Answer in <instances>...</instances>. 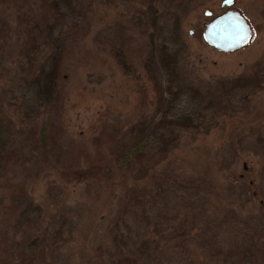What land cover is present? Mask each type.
Masks as SVG:
<instances>
[{
  "label": "rangeland",
  "instance_id": "1",
  "mask_svg": "<svg viewBox=\"0 0 264 264\" xmlns=\"http://www.w3.org/2000/svg\"><path fill=\"white\" fill-rule=\"evenodd\" d=\"M117 1L116 6L112 0L107 2L93 19L105 51L95 53L90 46L71 50L68 59L74 67L61 82L64 87L57 100L52 95V59L46 54L53 43L48 35L55 39L61 27L45 33L33 28L28 36L19 37L24 14L20 20L19 14L0 4V62L8 69L0 105L7 107L12 121L19 122L16 131L31 142L18 155L24 167L16 169L30 200L3 232L12 242L18 239L16 243L26 250L50 245L51 257L59 264H92L91 252L102 241L109 240L113 249H119L122 242L116 240L117 235L149 232L156 222L158 227L150 231L174 244L168 229L158 222L157 208L143 212L135 201L125 204L118 189L98 186L106 174L102 170L63 165L56 155L43 151L29 137L38 122L61 138L63 147L77 143L100 153L109 146L119 150L118 162L132 143L152 148L150 155L155 149L175 145L166 160L154 167L160 175L148 182L141 179L138 186L165 195L172 182L163 177L169 174L211 182L214 194L204 204L193 201L202 211L196 210L192 225L207 233L205 224H209L217 236L214 242L220 243L205 251L204 257L203 237L194 239L195 260L250 264L244 245L249 247L264 237V213L258 206L264 197V87L254 91L256 86L249 80L264 84V0H235L232 9L247 21L252 39L230 54L214 51L201 38L204 24L224 11L222 0H193L189 13L177 17L179 39L173 35L176 15L171 9L161 6L157 13L151 11L140 26L144 16L137 15L133 1L143 0ZM60 9L70 17L71 9L63 5ZM205 11L212 17L207 18ZM86 16L79 18L85 28L90 21ZM133 23L137 26L132 29ZM166 47L183 50L179 65L162 60L158 49ZM119 64L125 76L116 69ZM141 161H134L133 171L124 169L131 178ZM238 177L251 180L254 192H242ZM114 218L118 226L110 227ZM167 252L166 264H185L179 248Z\"/></svg>",
  "mask_w": 264,
  "mask_h": 264
},
{
  "label": "trees",
  "instance_id": "2",
  "mask_svg": "<svg viewBox=\"0 0 264 264\" xmlns=\"http://www.w3.org/2000/svg\"><path fill=\"white\" fill-rule=\"evenodd\" d=\"M109 1L110 0H0L2 6L19 14L20 20L22 19L21 14H24L26 19L25 22L22 24L19 21L21 23L20 27H22L18 33L19 37L28 36L33 28H37L40 32L45 33L48 30L51 31V29H55L59 26L61 27L55 39L48 35V39L53 42L46 54V56L49 55L52 59L51 79L53 80V99H58L60 87H64V85H61V82L64 83L63 81L68 79V72L74 67V64L70 62L74 50L82 51L84 48L89 49L88 47L90 46V49L94 50L95 53L102 52L103 50L105 51V49H103L104 42L101 41L99 38L100 36H98V29L93 25V19L97 14L101 15L104 9L103 5ZM112 1L113 6L118 5L117 0ZM133 3L137 7V15H140L139 17L144 16L142 22H139L140 26L141 23L143 24V22H145L147 15H151V11L157 13L161 6H166L167 9H171L176 15L173 35L178 39L182 36L178 28L180 22L177 17L181 18L187 15L189 13L188 8L194 4L193 0H148V2H144L143 0V2L133 1ZM60 4L71 9L69 18H67L68 13L61 11ZM139 9H142V11H139ZM86 14V17H90V21L85 28V26H81L79 18ZM65 19L69 20L66 22ZM139 19L141 20V18ZM55 21H58V23L55 24ZM153 21L156 22V18L153 19ZM134 25L137 26V24H131L132 29L135 28ZM156 30H158V28ZM88 43L89 45H87ZM72 49L74 50L71 52ZM87 52L89 54L92 51L87 50ZM111 52V56H114V50H111ZM158 52L164 62L170 65L172 64L175 67L179 65V59L183 50L176 51L174 47H166L158 49ZM69 55L70 59H68ZM98 59L99 58H96L97 61ZM116 60L119 61V59ZM119 67L120 64L116 69L124 75L122 69ZM6 71H8V69H5V65H3L1 61L0 90L4 87L2 85ZM249 80L256 86L254 91L263 89L264 84L260 83L259 80H255L252 77L249 78ZM10 108L11 106L9 110ZM18 124L19 122L15 123L12 121L11 115L8 114L7 107L4 109L0 105V227L2 229L0 232V264H59L51 257L52 248H50V245L41 247V249L36 248L32 251L26 250V247L16 243L18 239H14L12 242L8 239L7 232H3V230L9 227V225H12L15 220L17 221L26 202L30 200V195L24 184L25 182L18 176L16 169L24 167L18 155L26 150L24 149V144H30L31 142H26L20 135L21 133L16 131L18 129ZM29 137L33 138V141H35L43 151L56 155L63 165L68 166L74 163L90 172L102 170L106 174H104L105 176L102 175L101 179H99L98 186L111 191L118 189V195H122L125 204H127L126 202L135 201L142 207L143 212L157 208L158 222L162 228L168 229L167 235L171 236V240L174 243L169 244L168 240L163 237V234L157 231H150L152 230L151 228L155 226L158 227L156 222L151 226L149 232H137L136 235L133 236L117 235L116 240L122 242L119 249H113L109 240L102 241L99 248L91 252L92 264H166L167 255L165 254H168L167 251L174 247L179 248L184 254L181 262L184 261L185 264H194V262L196 264H206L205 260L202 258L195 260L194 239L200 236L203 237L204 243L200 248L204 249V257L212 250L214 245L215 249L218 247L216 244L220 242H214L217 236L212 226L205 224L206 230H210L205 233L201 226L195 227V225H192L196 210L199 213L202 211L201 205L199 204L197 208L196 205L193 204V201L196 200L204 204L206 198L214 194L215 186L211 182L205 181L204 178L202 179L201 177L188 176L186 178H180L178 175L169 174V176L163 177L167 180L170 179L172 182V186L164 190L165 195L154 194L148 191L146 189L147 187H139L137 184V181L141 179L148 182L152 176L155 177L156 174L160 175V172L155 170L154 167L166 160L168 154L175 149V145L172 147L166 146L164 148H158V150L155 149V154L150 155L152 148L139 146L138 143H132L130 147L127 148V152L129 153L121 162H118L119 150L112 149L108 146L103 152H91L83 145L77 143H73L65 148L62 146L63 140L61 138L48 129V127L38 122H35L32 129L29 130ZM230 148L232 151L236 152V148L232 143ZM140 158L142 159V164L137 168L136 174L133 172L135 178H131L124 169L126 168L127 170L133 171L134 161H140ZM130 179L134 180L135 183H131ZM237 181L241 183V187H239L242 192H254L253 182L248 178L238 177ZM117 192L115 193L117 194ZM194 197L196 199H193ZM110 199L112 200V196ZM258 206L260 211L264 213V197L260 200ZM160 216H163V218H160ZM234 217L236 221L239 218L237 215H234ZM188 220L190 221L186 223ZM200 222L203 223L204 220L201 219ZM110 223V227L112 225L118 226L117 218H114ZM245 231L248 232V229ZM252 237L254 238L255 235H252ZM244 246L248 248L250 253V264H264V237L260 242L251 243L249 247L246 245Z\"/></svg>",
  "mask_w": 264,
  "mask_h": 264
},
{
  "label": "water",
  "instance_id": "3",
  "mask_svg": "<svg viewBox=\"0 0 264 264\" xmlns=\"http://www.w3.org/2000/svg\"><path fill=\"white\" fill-rule=\"evenodd\" d=\"M233 3L234 0H224L222 6L229 9L203 26V42L222 54L237 52L246 47L252 39V31L247 21L239 12L231 9ZM205 16L211 17V12L206 11Z\"/></svg>",
  "mask_w": 264,
  "mask_h": 264
},
{
  "label": "flooded vegetation",
  "instance_id": "4",
  "mask_svg": "<svg viewBox=\"0 0 264 264\" xmlns=\"http://www.w3.org/2000/svg\"><path fill=\"white\" fill-rule=\"evenodd\" d=\"M222 2H223V0L220 2V5H221ZM234 3H235V0H234ZM234 3H233V4H234ZM221 7H222V6H221ZM222 8L224 9L223 12L227 11V9H228V8H226V7H222ZM232 8H233V7H232Z\"/></svg>",
  "mask_w": 264,
  "mask_h": 264
},
{
  "label": "snow or ice",
  "instance_id": "5",
  "mask_svg": "<svg viewBox=\"0 0 264 264\" xmlns=\"http://www.w3.org/2000/svg\"><path fill=\"white\" fill-rule=\"evenodd\" d=\"M228 2H230V0H228Z\"/></svg>",
  "mask_w": 264,
  "mask_h": 264
}]
</instances>
